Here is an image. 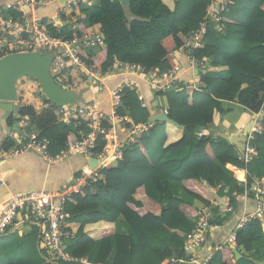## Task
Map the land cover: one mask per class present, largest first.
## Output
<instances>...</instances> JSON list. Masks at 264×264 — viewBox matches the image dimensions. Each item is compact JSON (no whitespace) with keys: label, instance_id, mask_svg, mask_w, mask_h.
Segmentation results:
<instances>
[{"label":"trees","instance_id":"1","mask_svg":"<svg viewBox=\"0 0 264 264\" xmlns=\"http://www.w3.org/2000/svg\"><path fill=\"white\" fill-rule=\"evenodd\" d=\"M208 3L129 0L127 15L118 0H91L70 8L83 15L75 30L68 31L66 23L61 29L70 36L92 30L102 33L101 45L88 54L79 53L85 68L106 73L119 61L139 64L144 71L164 72L174 67L172 53L203 20ZM220 16L218 26L208 19L203 46L192 53L196 59H208L209 72L200 76L199 87L157 93L166 97L168 116L182 127L180 137L169 141L167 123L154 122L133 137L120 158L100 168L101 179L88 182L65 203L71 216L64 226L73 233L66 239L65 251L71 256L85 257L94 264H110L112 255V264H157L182 255V237L198 210L211 204V189H226V205H232L254 179L264 177V131L251 142L257 153L246 165L236 159L233 143L206 132L214 125L215 112H225L222 102L235 101L255 112L264 99V0H229ZM79 71H70L68 80L77 81ZM216 71L227 75L216 76ZM122 91L119 111L134 123L148 120L150 108L141 105L135 90L125 87ZM44 102L48 105L40 112L32 105H21L17 113L28 117V130L50 140L51 152H59L81 138L84 123L80 119L72 124L57 121L56 107L46 98ZM104 144L99 140L96 149ZM243 170L244 179L238 180ZM181 185L193 202L177 192L176 186ZM217 211L212 212L221 224L226 217ZM94 223V229L85 230ZM263 232L264 224L253 220L236 232L234 244L249 253ZM14 233L0 236V264H55L47 262L35 226L26 235ZM162 233L170 235L168 241ZM208 262L234 264L231 246L219 245ZM242 263L264 261L245 255Z\"/></svg>","mask_w":264,"mask_h":264},{"label":"built area","instance_id":"2","mask_svg":"<svg viewBox=\"0 0 264 264\" xmlns=\"http://www.w3.org/2000/svg\"><path fill=\"white\" fill-rule=\"evenodd\" d=\"M50 0H17L0 6V58L19 52H47L53 51L50 63V74L60 85L70 90L82 91L85 82L95 84L100 90L108 76L125 75L124 79L108 89L110 108L104 110L93 102L85 104H66L55 106L56 120L64 124H72L82 120L84 129L80 139L69 142L59 152H51L50 140L40 135L36 130H28L30 123L28 117H21L19 124L23 130L18 136L17 145L8 153L17 155L32 150L48 162L63 160L71 155H81L87 163L74 176L73 180L63 189H34L22 193H13L9 196L4 208L0 210V236L5 234L16 224L21 211L25 217L38 230L40 246L46 250V260L55 264H94L85 257L71 256L65 251L66 239L73 233L65 229L64 223L70 218V213L65 208V203L71 194L79 192L88 182H97L102 178L100 168L105 167L110 160L120 158L124 147L132 141L133 137L141 131L152 126L154 121L134 123L127 113H122V90L129 87L138 95L141 105L146 103L139 91V84L134 78L142 77L151 87L154 94L181 90L185 87H199L200 76L209 72L208 59H196L192 53L194 49L203 46V35L206 33L208 19L218 26L221 20L220 13L225 9L229 0H209L205 9V16L200 24L188 34L183 46L179 49L187 56L189 69L195 74L191 80L184 81L179 77V67L174 64L171 70L158 72L155 69L145 70L139 64H129L115 61L106 73L91 68H85L79 56L80 52L88 54L89 51L102 44L103 35L100 31L92 30L77 36H70L62 31L63 24H68L69 30L76 29L78 18H83L80 13H72L70 8L81 4H88L91 0H70L65 6L58 8L51 17L40 19L29 16L25 8H35ZM79 71V79L74 82L68 80V73ZM156 96V97H157ZM162 113L168 115L167 107L162 108ZM252 113V123L245 133V139L235 147V157L243 164L253 160L257 151L251 142L257 135L263 133L264 99L259 109ZM152 116V115H151ZM118 132L123 133L120 138ZM199 135L201 133H198ZM105 142L101 150H97L98 141ZM89 158H94L96 164L92 167ZM261 180L254 179L248 189L241 196L251 197L254 206L249 211L239 214L235 228L228 238L229 244H234L236 232L247 223L258 220L264 224V187ZM234 206L227 205L225 212H233ZM216 216L208 207L198 210L191 227L182 237V255H172L164 258L157 264H185L197 261L195 253L205 243L209 232L220 226L215 220ZM209 259L200 260L198 264H209Z\"/></svg>","mask_w":264,"mask_h":264},{"label":"crops","instance_id":"3","mask_svg":"<svg viewBox=\"0 0 264 264\" xmlns=\"http://www.w3.org/2000/svg\"><path fill=\"white\" fill-rule=\"evenodd\" d=\"M15 1L17 0H0V6ZM61 1L64 3H61ZM68 1L70 0H50L45 4L38 5L31 9L25 8V10L29 16L46 19L55 14L59 7L67 5L66 3ZM172 57L174 64L179 67V77L184 81L191 80L195 72L194 70H192V72L190 71L186 54L177 50L172 53ZM123 77H125L123 74L106 77L104 80L105 87L102 90L92 87L91 84L93 83H89L88 81L85 82L81 89L83 95L79 97L80 101H84L85 103L93 102L102 109L109 110L110 101L108 89L121 81ZM130 77L134 78L139 84V91L146 103V107L150 108V116L161 112L162 108L167 107L166 97L164 95L157 96L154 94L144 78H137L135 76ZM16 89L17 100L15 104L17 105V110L9 112L0 108V210L4 208L9 196L13 193H22L41 188L49 190L63 189L73 180L74 176L81 169V166L87 163V160L81 155H71L63 160L48 162L32 150L17 155L8 153L17 145L18 136L23 130L22 126L19 124L21 117L17 113L18 108L21 105H32L37 112H40L48 105V103H45L44 99L39 96H37V98L32 96V99L26 98L25 95L20 93L17 85ZM160 101L161 103H159ZM222 108L225 112L223 114L215 112L213 116L214 125L210 130H206V132L211 133L214 138H226L233 143L235 147H238L245 139L244 128L251 120L252 113L244 110L235 101L222 102ZM166 123L169 141L178 139L181 135L182 127L173 122ZM118 135L120 138L123 137L122 132H118ZM226 172L231 176L230 172ZM245 173L246 171L243 170L241 177L235 178L243 181ZM232 176L234 177V175ZM260 184L264 187V177L261 179ZM176 188L182 198L193 202V199L186 195L183 185L176 186ZM211 191L213 193V199L211 204L207 207L212 211L218 208V214L225 216V221L222 222L218 228L209 232L205 243L195 253L197 261L185 264H198L200 260L209 259L216 248L223 244L230 245L232 252L234 249L237 250L235 254L233 253L234 264H243L242 258L245 255L257 262L264 261V232L260 235L259 240L253 242L249 253H246L242 247L229 244L228 241V238L235 228L239 214L251 210L254 206V200L251 197L236 196V202L233 204V212H225L227 205L226 197L223 192H226V189H224L223 192L217 191V189H211ZM95 226V223L87 224L85 230L90 231L94 229ZM32 227L33 224L21 211L17 217L16 224L3 235L12 234L14 232H16L14 234L26 235ZM121 228L123 231L127 230V226ZM169 237L170 235L166 234V241L169 240ZM112 256L109 259L110 264H112Z\"/></svg>","mask_w":264,"mask_h":264},{"label":"water","instance_id":"4","mask_svg":"<svg viewBox=\"0 0 264 264\" xmlns=\"http://www.w3.org/2000/svg\"><path fill=\"white\" fill-rule=\"evenodd\" d=\"M118 1L125 14L130 15L129 0ZM53 55V51L19 52L0 58V108L2 110L9 112L17 110V105L15 104L17 100L15 83L20 77L26 75L39 82L42 93L54 106L85 104L79 98L83 95L81 91L67 89L64 85L57 83L51 76L49 67ZM149 120L154 122H173L167 114L161 112L150 116ZM173 123L176 124L175 122ZM251 123L252 117L244 128L245 133L248 132ZM88 163L92 167L97 162L94 158H89ZM236 252L237 250L234 249L233 253L235 254Z\"/></svg>","mask_w":264,"mask_h":264},{"label":"rangeland","instance_id":"5","mask_svg":"<svg viewBox=\"0 0 264 264\" xmlns=\"http://www.w3.org/2000/svg\"><path fill=\"white\" fill-rule=\"evenodd\" d=\"M214 75L220 76V77H226L227 72L226 71H216V72H214ZM122 79H124V77ZM15 84L18 86L20 93L22 95H25L26 98L32 99V96H34L36 98H37V96H39L40 98H42L44 100L46 98L41 91V86H40L39 82L37 80L31 78L28 75L20 77L16 81ZM91 86L95 87L96 89L98 88L95 84H91ZM159 103H161V101ZM161 237L166 240V234L165 233H162Z\"/></svg>","mask_w":264,"mask_h":264}]
</instances>
